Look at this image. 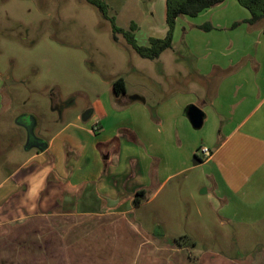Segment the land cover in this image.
<instances>
[{"label": "crops", "instance_id": "1", "mask_svg": "<svg viewBox=\"0 0 264 264\" xmlns=\"http://www.w3.org/2000/svg\"><path fill=\"white\" fill-rule=\"evenodd\" d=\"M104 1L118 28L136 25L139 46L167 36L153 1ZM187 18L177 19L169 50L182 31L188 53H175L205 91L184 88L154 96L151 105L127 87L121 95L113 89L41 138L45 151H26L24 162L1 177L0 264H264V251L233 258L196 252L197 241L188 248L168 235V222L149 227L136 214L174 180L199 172L201 195L211 193L210 211L212 199L219 201L224 229L252 233L264 222V24H246L250 13L234 0ZM193 105L204 113L200 129L187 115ZM209 215L199 213L182 237L204 236Z\"/></svg>", "mask_w": 264, "mask_h": 264}, {"label": "rangeland", "instance_id": "2", "mask_svg": "<svg viewBox=\"0 0 264 264\" xmlns=\"http://www.w3.org/2000/svg\"><path fill=\"white\" fill-rule=\"evenodd\" d=\"M151 1L157 24L167 26L166 0ZM108 16L115 15L108 10ZM118 37L116 42L111 20L87 0H0V163L5 162L0 181L28 157L27 132L17 124L26 113L36 120V135L49 139L113 95L119 78L126 81L128 95H143L151 105L157 104L154 96L184 88L205 91L204 84L192 80L189 63L176 55L188 53L182 31L175 39L176 53L165 51L157 60L143 59L126 38ZM150 115L157 116L152 110ZM200 177L199 172H188L174 180L137 216L147 217L149 227L155 220L168 222V235L188 248L197 241L199 253L210 250L233 258L264 251V222L249 230L252 233L239 226L224 229L219 201L212 199L215 209L210 211L206 201L211 193L201 195L205 187H199ZM199 213H211L204 236L182 237ZM169 223L180 225L173 229Z\"/></svg>", "mask_w": 264, "mask_h": 264}, {"label": "trees", "instance_id": "3", "mask_svg": "<svg viewBox=\"0 0 264 264\" xmlns=\"http://www.w3.org/2000/svg\"><path fill=\"white\" fill-rule=\"evenodd\" d=\"M96 6L103 14L104 18L110 19L113 25L114 40L118 41V35L122 34L128 40L132 48L142 57L148 60H157L167 50L173 47V35L176 21L180 17L196 18L202 13L222 5L230 0H166V23L169 27L167 36L164 39L152 38L149 47H142L137 44L134 36L136 25L131 26L130 31H124L118 28L114 18L108 16V5L104 0H87ZM240 6L248 10L250 18L244 21L249 25L264 24V0H234ZM240 23L235 24L236 28ZM212 26L202 27V30L209 31ZM116 95L126 93V81L119 78L113 84Z\"/></svg>", "mask_w": 264, "mask_h": 264}, {"label": "water", "instance_id": "4", "mask_svg": "<svg viewBox=\"0 0 264 264\" xmlns=\"http://www.w3.org/2000/svg\"><path fill=\"white\" fill-rule=\"evenodd\" d=\"M188 118L195 129H200L204 123V113L197 106H191L187 112ZM17 124L27 132L25 151L37 150L45 151L47 143L39 138L35 133L36 120L33 116H23L18 119Z\"/></svg>", "mask_w": 264, "mask_h": 264}, {"label": "built area", "instance_id": "5", "mask_svg": "<svg viewBox=\"0 0 264 264\" xmlns=\"http://www.w3.org/2000/svg\"><path fill=\"white\" fill-rule=\"evenodd\" d=\"M98 130H99V126L96 125V126L94 127V131L97 132ZM201 152H202V154H203V156H204L205 158H210V157H211V151H210V149H209L208 147H204V148H202V149H201Z\"/></svg>", "mask_w": 264, "mask_h": 264}]
</instances>
